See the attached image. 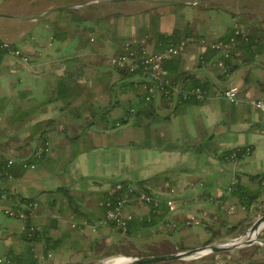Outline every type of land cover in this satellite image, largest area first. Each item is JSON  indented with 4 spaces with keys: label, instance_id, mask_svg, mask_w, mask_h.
Wrapping results in <instances>:
<instances>
[{
    "label": "crops",
    "instance_id": "0c3cea01",
    "mask_svg": "<svg viewBox=\"0 0 264 264\" xmlns=\"http://www.w3.org/2000/svg\"><path fill=\"white\" fill-rule=\"evenodd\" d=\"M57 1L34 8L27 3L0 6V39L20 42L30 55L29 62L7 54L0 61V156L14 161L11 177L1 184L9 198H0V259L33 254L40 264L51 257L86 264L96 257L133 255L119 249V229L105 220L106 208L101 204L122 181H143L147 192L160 200L159 209L165 211L160 221L177 223L167 231H157V225L140 227L127 234L131 237L169 235L193 226H214L225 233L224 224L243 222L242 229L261 215L256 206L248 213L241 208L229 188L234 178L257 188L259 184L249 176L264 173V118L253 105L264 101V0H218L217 9L205 6L189 11L186 22L178 20L179 12L185 10L182 5L157 6L154 13L149 12L150 22H141L135 6L115 11L105 3L93 5V0ZM60 7H71V11ZM121 12L132 17L120 24L128 36H118L109 27L98 41L96 31L104 16ZM54 23L69 35L54 36ZM237 23L258 41L243 53L238 68L223 75L215 59L204 62L198 57L203 48L200 39H217ZM187 24L200 37L189 39L185 50L167 62L170 79L182 90L194 83L192 75L207 82L211 93L235 85L243 102L235 105L214 97L203 102L180 101L157 95L150 102V115L139 112L149 104L138 95L143 93L140 80L136 74L126 76L114 69L108 57L123 52L125 41L134 35H148L151 49L160 50L158 33H171L176 26ZM85 26L91 31L83 30ZM59 78L69 81L74 96L65 109L66 101L52 100ZM17 110L34 112L22 124L11 123L9 117ZM104 111L106 116L101 115ZM48 120L57 122L49 128L35 126ZM44 141L47 147L42 146ZM242 147L250 148V153L238 163L223 159L224 153ZM167 199L177 202L175 212L169 211ZM217 199L239 207L242 215L233 221V214L213 202ZM33 202L37 205L28 211L31 226L53 228L49 234L54 243L49 248L43 240L30 243L23 239L26 221L6 213L19 203ZM125 212L133 219L148 218L153 206L132 204ZM191 216L199 217L201 224L187 223ZM157 244L158 248L166 246ZM95 247L100 250L93 254ZM170 248L165 254L184 246Z\"/></svg>",
    "mask_w": 264,
    "mask_h": 264
},
{
    "label": "built area",
    "instance_id": "2783aa9c",
    "mask_svg": "<svg viewBox=\"0 0 264 264\" xmlns=\"http://www.w3.org/2000/svg\"><path fill=\"white\" fill-rule=\"evenodd\" d=\"M241 37L246 40L249 39L247 35L246 26L242 24L234 25V35L229 39H209L207 37H201L202 50L198 57L203 58L202 54L209 48L218 50V57L214 60V65L222 74L229 75L231 73V66L238 63L241 59L242 50L239 47ZM188 39L182 38L176 42H170L164 49L152 50V39L148 35H134L124 43V51L116 53L108 57L110 65H118L121 68L126 69L130 73L136 74L140 80L145 100L147 102L153 101L157 95L167 99L176 98L180 101H188L195 99V101H206L212 97L224 98L232 104L240 105L243 102V98L240 96V88L232 85L224 89L215 90L213 93L209 89H205L201 86L191 89L180 90L178 86L169 78L166 70V62L171 57L180 54L188 45ZM10 55L16 57L22 61L29 62L30 55L24 49V47L18 41L13 40H0V61L4 55ZM254 107L262 112L264 118V101H256L253 103ZM250 153V148H244L241 156H238L237 152H232L226 156V160L233 163H238L241 157H244ZM42 154V153H41ZM14 161L7 159L6 165L2 164L0 160V198L7 200L9 194L2 189V181L5 178L11 177L9 171L13 168ZM240 181L234 178L232 186L229 188V192L233 191L234 185ZM114 188L108 193L102 200L101 204L105 206V220L115 225L117 229L127 232L129 228V221L133 219L131 214H126L125 209L128 205L132 204H149L153 206L154 211L159 208V199L152 194L144 190L137 188L135 184L125 185L124 183L117 182ZM213 202L222 210L228 214H235L236 207L229 205L224 200H213ZM169 211L175 212L177 210V202L173 199H167ZM37 203L22 204L19 203L17 208H7L6 213L10 217H17L23 221H26L30 217L28 211H32ZM244 209V207H242ZM201 219L197 216H191L187 223L200 225ZM177 227V223L171 220H162L157 224V231H167ZM0 263L13 264L11 258L6 256L0 259Z\"/></svg>",
    "mask_w": 264,
    "mask_h": 264
},
{
    "label": "trees",
    "instance_id": "16d2710c",
    "mask_svg": "<svg viewBox=\"0 0 264 264\" xmlns=\"http://www.w3.org/2000/svg\"><path fill=\"white\" fill-rule=\"evenodd\" d=\"M71 9V7H60V10H67V11H71L69 10ZM75 17L83 20V17L81 15H75ZM92 28H89L88 26H85L83 30H85L86 32L91 31ZM247 29V28H246ZM53 33L54 36L56 37H66L68 34V31L65 30V28L60 27L57 23L53 24ZM232 35H234V26H232V29H228L227 32H225L224 34L220 35V39H224L227 40L229 39ZM247 35H249V39L246 40L245 38L241 37L240 40V44L239 47L242 50V54L245 53L248 49H250L255 43H257V37H254L247 29ZM200 36L198 35V33H194V30L192 28H190V25L187 24L183 27L180 26H176L175 29L173 30V32L171 33H158L157 34V42L159 45L162 46L161 49H164L170 42H176L181 40L182 38H186V39H196L199 38ZM1 40V39H0ZM179 55V54H178ZM218 55V50L215 49H211L209 48L206 52H204L202 54L203 58H200L201 61H212L211 59H215V56ZM176 57V56H174ZM174 57H171L169 60H167V62H169L171 59H173ZM243 57V56H242ZM241 57V58H242ZM243 59V58H242ZM166 62V64H168ZM240 64V62L234 64L231 66L230 71L232 72L233 70H235L236 68H238V65ZM113 66V65H112ZM114 69L118 70L119 72H121L122 74L126 75V76H133L135 74L130 73L129 71H127L124 68H121V66L118 65H114L113 66ZM225 75V74H223ZM170 78V76H169ZM190 78L194 79V83L191 84L190 88L187 89H191V88H197L198 86H201L205 89H209V85L207 82H203L198 78L193 77L192 75H190ZM57 84L55 86V90H56V95L53 96V99H62L63 101H66L65 106L63 107V109L69 107L71 105V101L73 99V91L71 90V84L69 83V81H66L65 78H59L57 80ZM174 82V81H173ZM142 82H139V85H141ZM175 83V82H174ZM139 96H142V99L144 101L145 100V95L144 93L142 94H138ZM190 101H195V99H191ZM151 102V101H150ZM150 102H145V103H149L146 105V107L139 109V112L144 111V113H148V115H150V113H152V104H150ZM34 110H17L15 113H13L10 117L9 120L11 123L16 122V123H24L27 119H29L32 115H33ZM107 111H104L101 113L102 116H106ZM55 122L57 121H53V120H48L45 122H40L37 123L35 126H45L47 128H49L50 126L56 124ZM48 130V129H47ZM45 134L46 131L43 132V135L41 136V139L45 140ZM43 147H47V144H45V141L41 143ZM244 151V148L242 147L241 149H236L233 151H228L226 153H224L222 155L223 159L226 158V156H228L229 154H231L232 152H237L238 156L240 157L242 152ZM0 160L2 161L3 165H6V161L7 159L0 156ZM2 168L0 167V170ZM12 169H10V173H12ZM250 179L256 180L257 183L259 184V187L257 188H252L249 187L245 184H241L238 183L236 185H234V189L231 192L230 196H233L236 201H238L239 205L242 207H244V210L248 212H250V210L252 209V207L256 206L257 211L260 212L261 214H263L264 212V173L260 174V175H250L249 176ZM121 183H124L125 185H129V184H135L137 185V188H139L140 190H144V191H148L147 188L144 186V182L143 181H139L138 183H131V182H127V181H122ZM58 191H66L67 194H69L68 190L60 188ZM149 193V192H148ZM27 200V199H23L22 201ZM220 200V199H217ZM223 200V199H221ZM220 200V201H221ZM161 209H157L151 213L150 217H142V218H134L132 220L129 221V228L128 231L126 232L127 234H132L133 232L137 231L140 227H152L157 225L160 220L165 216V211H160ZM31 218L29 217L26 220V230L23 232V239H25L26 241L30 242V243H34L36 241L39 240H43L45 245L49 244H53L54 243V239L53 237L49 234V232L51 231V229L53 228H46L44 227L43 229H35L34 227L31 226L30 224ZM225 225V226H224ZM223 226L226 229V232L228 233H239L241 226L243 225V222L238 223L236 225L233 226H227V224H224ZM208 228L211 229L212 234L211 237L205 242V244H211L213 242H215L217 239H219L222 234L224 233L223 230L220 229H216L214 228V226H207ZM120 230V229H119ZM121 231V230H120ZM49 248V247H48ZM253 250L249 253V252H243L244 254V258H246L247 263L249 264H260L262 261L264 264V247H261L259 245H254L252 246ZM263 251V256L260 257L259 260H255L254 259V255L258 252L262 253ZM235 252V251H234ZM229 252H223L220 255H210V258L208 259H204L202 262H199L198 264H203V263H207V264H217L216 261V257H223L225 254H227ZM231 253V252H230ZM127 256H131L128 254H125ZM28 254L23 255V254H17V255H10L9 257L11 258V261L13 262V264H29L28 261L31 260V264H40L38 262L37 259H33L32 257H34L33 254H31V257L29 256L27 258ZM111 256V255H110ZM262 258V259H261ZM172 262H176V260L173 261H164L161 263H155V264H169ZM2 264H7V263H2ZM231 264V263H230ZM236 264H242L241 262H236Z\"/></svg>",
    "mask_w": 264,
    "mask_h": 264
},
{
    "label": "rangeland",
    "instance_id": "374dc122",
    "mask_svg": "<svg viewBox=\"0 0 264 264\" xmlns=\"http://www.w3.org/2000/svg\"><path fill=\"white\" fill-rule=\"evenodd\" d=\"M52 1H55V3H60V1L56 0H0V6H8L13 3H27L31 4L34 7L37 5H50ZM82 3H86L88 0H80ZM96 1L93 5L99 6L102 4H108L111 6V10L115 9V11H119V8L126 7V6H135L134 8L138 12V17L140 18L141 22H144L145 20H148L152 18L151 13L156 10L160 5H169V6H175L177 7H184L185 10L183 12H179L178 14L180 17L178 18L179 22H186L189 19V11H196L200 9H204L205 6H212L213 8H218V0H93ZM189 1V2H188ZM257 1V0H256ZM184 2V3H183ZM169 3V4H168ZM193 3V4H192ZM158 6V7H157ZM180 7V8H181ZM118 16V17H114ZM127 18V22H130L131 18L126 13H117V14H110L105 15L104 19L100 22L99 28H97L96 35L98 41H101L103 36H105V32H107L106 28H111V31L116 33L118 36H128V31L120 25L121 23L124 24L125 20ZM150 22V21H149ZM120 26V28L118 27ZM118 93L120 90L115 89ZM116 99V98H115ZM115 99L112 101L115 102ZM236 214L230 215V219L236 220L239 218L240 215H242V211L239 209V207H236ZM255 212V211H254ZM253 212V213H254ZM264 213V212H263ZM240 214V215H239ZM254 214H257L255 212ZM263 215V214H261ZM258 214V216H261ZM255 218V217H253ZM251 228V227H250ZM117 234H120L121 242H120V250H123L124 252H131L133 255L128 257H137L138 254L144 253V254H156V256H161L165 254V252L169 251L172 247V249H189V248H195L196 246L192 245H202L204 244L203 240L205 238H209L212 234V231L210 228L205 227H188L183 228L181 231H176L172 234L166 235V234H151V235H140L138 236H129L125 231H118ZM238 233H228L225 232L222 234V236L217 239L213 244H223V242H232V240L239 239ZM258 239L261 241H264V228L262 232L259 234ZM162 242L163 244H166V246H163L161 248L157 247V243ZM259 245L261 247H264V244L261 242H255L253 244L245 245L243 248L233 250V251H227L229 253L225 254L223 257H216L217 264H236V262H241L242 264H249L247 263L246 258H244L243 252H251L253 250L252 246ZM191 246V247H190ZM151 247V248H150ZM100 249L95 247V249L92 251L93 254L95 252H99ZM177 251V252H181ZM235 251V252H234ZM231 252V253H230ZM176 253V252H175ZM263 254L258 252L254 255L255 260H259ZM119 255H125V254H119ZM119 255H113L106 258L97 259L93 258L90 261H88L86 264H102L109 258L119 257ZM199 253L198 255L182 258L176 260V262H172L169 264H198L199 262H202L204 259L210 258V255L214 254H208V255H202ZM220 255V254H219ZM127 256V255H125ZM201 256V257H200ZM262 259V258H261ZM173 261V260H171ZM260 264H263L262 261H260ZM207 264V263H203Z\"/></svg>",
    "mask_w": 264,
    "mask_h": 264
},
{
    "label": "water",
    "instance_id": "95a60500",
    "mask_svg": "<svg viewBox=\"0 0 264 264\" xmlns=\"http://www.w3.org/2000/svg\"><path fill=\"white\" fill-rule=\"evenodd\" d=\"M263 220H264V213L261 216H257L255 218H253L249 223L244 225L243 228L238 233V235L240 236L239 240L237 241V243L232 244V245L211 243V244L202 245L201 247H195V248H189V249L181 250V252H176V253H171V254H163L161 256L140 255L137 257H129L128 261L121 263V264H155V263H161L164 261H171V260H178V259H182V258H187L188 255H190L194 252H199L202 255H208V254L219 255V254H222L223 252L233 251V250L243 248V246L253 244L257 241L264 244V241L259 240L258 237L255 240L248 241L247 243L242 242L246 231L251 226L260 224L261 222H263ZM68 259H69L68 262L71 264H85V263H81V262L77 263L74 260H72L71 258H68ZM64 262L65 261L58 260L57 257H51L48 259L46 264H62Z\"/></svg>",
    "mask_w": 264,
    "mask_h": 264
},
{
    "label": "bare ground",
    "instance_id": "6f19581e",
    "mask_svg": "<svg viewBox=\"0 0 264 264\" xmlns=\"http://www.w3.org/2000/svg\"><path fill=\"white\" fill-rule=\"evenodd\" d=\"M263 228H264V220L260 224L251 226V228H249L246 231L242 242L247 243L248 241L255 240L259 236V234L262 232ZM238 240L239 239H235V240H232V242L227 241V242H224L223 244L232 245V244L237 243ZM198 254H199V252H194V253L188 255V257L195 256ZM128 260H129V257L119 256L117 258H110V259L106 260L105 263L103 262L102 264H121V263H124ZM62 264H71V263H62Z\"/></svg>",
    "mask_w": 264,
    "mask_h": 264
}]
</instances>
